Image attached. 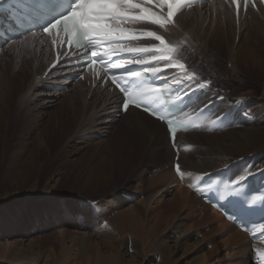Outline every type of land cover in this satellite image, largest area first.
I'll return each instance as SVG.
<instances>
[{"label": "bare ground", "instance_id": "bare-ground-1", "mask_svg": "<svg viewBox=\"0 0 264 264\" xmlns=\"http://www.w3.org/2000/svg\"><path fill=\"white\" fill-rule=\"evenodd\" d=\"M172 20V26L167 25L166 29L150 23L128 25L163 35L175 52L180 36L187 39L189 46L191 39L195 38L203 46L202 50L195 51L209 64L212 56L209 55V46L218 52L222 48L227 49L233 86L230 91L220 92L204 103L201 96L206 90L198 88L200 102L196 107L211 104L210 109L216 112L215 116L230 112L234 117L233 123L244 126L243 130H238V136L230 132L233 123L215 133H201L205 135L209 149L197 146V141L192 140L194 132L201 130L205 122L194 130L177 133L174 145L178 151L176 165H180L183 174L181 180L176 178V165H173L175 154L162 125L131 108L122 115L117 107L120 102L118 95L98 87L88 75L72 82L70 79L76 78L79 71L63 63L64 57L55 62L47 37L27 35L17 39L16 43L0 40V45H3L0 48V105L6 100L7 86L13 109L17 113L21 108L29 109L26 113L27 132L24 131L20 143L21 147L32 148L30 154L25 155L30 160L25 162L26 168L32 165L34 153L40 155L47 148V145L43 147V135L48 136L59 119L64 130L74 125L75 133L80 128L95 127L96 124L108 123V127H114L126 117H131L136 124L135 131L115 127L113 132H108L109 138L99 151L104 156L101 160L98 158L101 166L98 167V163L95 171L85 175L87 177L81 184L82 188L98 181L100 183L101 180L92 181L96 177L101 179L108 176L112 182L116 179L115 175L122 177L130 168L135 154L154 148L152 146L158 133L163 131L161 135L164 139L160 150L154 148L156 174L152 173V169L140 168L124 186L106 190L95 201L76 198L70 209L60 201L59 206L47 213L46 219L43 216L38 219L41 222L45 220L48 227L57 230L37 237L30 236V228H23V234V231L14 230L17 238L0 241V264L31 263L42 257H46L43 264H258L256 250H264V238L251 242L248 235L201 202L189 190V185L203 175L224 168L229 169L232 180L238 181L243 175L247 179L264 182L259 175L264 170V3L254 0L246 8L240 3L238 13L231 0H212L180 8ZM217 29L224 31L226 41L217 34L208 33ZM236 29L239 31L237 40L233 35ZM237 61L246 68L241 70ZM182 62L187 68L186 72H191ZM248 67L261 75L259 79L249 77ZM165 74L169 81H182L178 84L185 87L189 85L185 73L168 70ZM242 77L253 80L254 90H260L250 105L248 103L254 93L250 83L246 84ZM237 85L245 86L247 90L243 91V88L238 93ZM58 87H66V92L57 93ZM188 90H182V93ZM108 105H113L110 109L112 117L102 121L104 116L109 115H105ZM51 108L53 110L48 113ZM243 108L247 111V117L241 112ZM249 117H253L252 123ZM82 147L77 142L70 148L73 164L84 162L86 157L78 156L88 147ZM106 147L110 149L106 150ZM162 150L165 151L163 154ZM163 161L165 165H162ZM249 169L256 175L249 176ZM114 171L117 174L114 175ZM46 188L48 186L44 190ZM133 197L136 198L134 201ZM37 215L33 217L37 218ZM49 220L53 221L54 227L53 224L50 226ZM2 222L4 218L0 215V224ZM42 251V257H37ZM62 255L67 259L64 260Z\"/></svg>", "mask_w": 264, "mask_h": 264}, {"label": "rangeland", "instance_id": "rangeland-1", "mask_svg": "<svg viewBox=\"0 0 264 264\" xmlns=\"http://www.w3.org/2000/svg\"><path fill=\"white\" fill-rule=\"evenodd\" d=\"M192 11H194V9ZM229 15H231V13H229ZM217 31L211 30L208 33L211 35L212 33L217 34L220 38H222L223 41H226L224 38V31H222V29H217ZM233 35L237 40L239 35L238 29L233 31ZM180 37L181 39L176 49L175 57L184 61L187 64L188 69H191L192 74L195 75L196 79L191 86L197 84H207V87H205L206 91H204V94L201 96L203 103L210 100V98L216 96L220 92L223 93L230 91L231 86H233V81L230 77L231 72L228 69L229 61L227 57V49L222 48L218 52L211 49L209 46V55H212L209 64L195 51V49L202 50L203 46L201 41L192 38L189 46L187 39L183 36ZM42 45L44 47V43ZM237 64L241 70L246 68L241 65L239 61H237ZM247 69L249 71L250 78L255 76L257 79H259L261 76L258 75L256 71L250 69V67ZM255 72L256 75H254ZM233 75L234 74L231 76ZM242 80L246 84L250 83V86H252L251 90L254 93V97L250 98L248 103L250 105L253 103V99L260 90L259 88L254 90V81L250 80L248 77H242ZM74 81L77 80L74 79ZM191 86L188 85L184 88V90H188ZM237 86V89L239 90L238 93H240L243 88V91L247 90L245 86ZM98 87L103 88L101 85ZM5 89L8 96L6 95V100L4 99L5 104L3 102V105H0V111L3 110L0 112V215L4 218V222L0 224V241H3V239L17 238V235L13 234L14 230L16 229H18V232L23 231V234V228H30L32 229L30 234L32 237L54 233L57 229L48 227V225L45 224V220L41 222V220L38 219H40V216H43V219H46L47 213L57 205L59 206L61 202H65V205L70 209L73 205V201L77 200L76 198L83 199L84 201H95V199H99V196L105 193L106 190L110 191L111 188L114 189L124 186L125 183L129 181V179L133 178V174H135L140 168H147L149 171L152 169V173L156 174L154 169L157 167V164L155 161H153L154 157L156 156L154 153V148L160 150V144H164V139L162 137L163 131L156 135L154 141L155 143L152 146L154 147L153 149H143L141 150V153L138 152V155H134L132 161H130V168L127 169L122 177L116 176L115 174H117V172L114 171L116 179L113 182L108 180V176V178L106 176L104 178L103 176L101 179L98 177L93 178L94 180L92 179L94 182L95 180H101L100 183L98 181L93 183L92 186L84 185L83 188L81 186L84 178L87 177L85 175H87L88 172H93V170L95 171L97 169L98 163H100L98 167L101 166V161L99 162V159L101 160V157L104 156H101V152L99 153V151L103 149L102 145L105 144L109 138L108 132H113L115 127L128 128L132 131L137 129L136 124L131 117H126L125 120L117 123L114 127H108V123L96 124L95 127L91 125V127H85V129L83 128L82 130L80 128L76 133V127L74 125H71L70 128L64 130L61 119H59L55 123L53 131L48 136L43 135L42 140H45L43 147L47 145V148H45L43 153L40 155L34 153L32 156V165L30 168H26V163L30 161L26 158L30 154V151H32V148L29 146L21 147L22 144L20 143L22 141L23 135L25 132H27L26 122L28 117L26 113L29 112V109L24 107L21 108L20 112L17 113L11 104L10 91H8V87L5 86ZM58 92L62 93L63 91ZM76 104H78V102ZM111 107H113V105L107 106L105 115L106 113L109 115L104 116L102 121L109 120L112 117L110 116V112H112ZM251 109L252 106H250L249 110ZM51 110L53 109L51 108L48 113ZM241 112L244 113V117H247L245 116V114L247 115V111L244 108ZM227 114L230 115V112H227ZM213 115H216L215 111ZM249 118L250 123H252L253 117ZM88 124H90L89 121ZM206 125L207 124H205L201 130L194 132L195 134H193L194 136L192 137V140L197 141V146H202V148L209 149V145L204 140L205 135L201 134L203 132H207V128H205L207 127ZM243 128L244 126L242 123H233V126L230 128V132H233L238 136L237 132L243 130ZM77 142H80L81 145H83L82 148L88 147L85 150L83 149L84 151H82V154H79L78 156L79 158H83V156L86 157L83 159L84 162H81L82 164L80 165H76L75 163L73 164L71 161L73 157L69 155L70 148L77 144ZM109 149L110 148L106 147V150ZM163 150L161 154L165 152ZM197 152L199 153L198 150ZM163 164L165 165V161H163L162 165ZM54 181L58 183H55ZM46 186H48V188L44 190ZM44 192L47 193L45 194ZM48 192L50 193L48 194ZM135 199L136 198L133 197V201ZM92 206H90V208H92ZM6 211H9L10 214H8ZM34 214H38V217H33ZM16 221V227H12L13 223ZM86 222L88 223V221ZM49 223L50 226L53 224L54 227L55 224L53 221L49 220ZM45 245L46 244L44 243L43 247H45ZM43 252L44 251H42L37 257H42ZM45 258L46 257H42L41 259L38 258L33 260L31 263L43 264ZM62 258L64 260L67 259L64 255H62ZM31 263L27 262L24 264Z\"/></svg>", "mask_w": 264, "mask_h": 264}, {"label": "snow or ice", "instance_id": "snow-or-ice-1", "mask_svg": "<svg viewBox=\"0 0 264 264\" xmlns=\"http://www.w3.org/2000/svg\"><path fill=\"white\" fill-rule=\"evenodd\" d=\"M22 0H0V9L5 4H9L11 8L14 4L21 3ZM30 12L26 20L21 21L27 26L26 30L32 32L33 29H42L51 38L53 45L60 42V47L66 43L73 49L87 50L88 48H99L102 44H107L108 47L104 50L105 55L116 54L120 52L126 53H160L159 56L153 55L152 61H156L157 65L164 62V68L173 67L184 69L185 64L178 60L173 61L171 54L174 51L168 43L165 42L163 35L157 34L155 31H143L140 33L141 37H150L155 41H159L158 45L152 47H128L125 41H135L139 39L134 34V30L125 27L128 23L140 24L141 22H148L153 25H158L160 29H166L167 25L172 24L174 14L184 5V0H27ZM155 3L159 8V12L151 11L145 7V3ZM252 0H243L245 8ZM233 5L237 6L239 13V0H231ZM264 3V0H260ZM255 7V4H253ZM167 8V12L164 9ZM35 35V32H33ZM4 43H16L15 40H5ZM3 45H0L2 48ZM69 55V53H64ZM75 55V53H71ZM93 56L96 53L93 52ZM92 65L96 64V60H92ZM142 65L146 73H150L153 77L158 76L162 72L160 66H153L149 61L132 58L128 60L118 59L116 63L110 64L111 68H123L128 76L139 77V72L133 71L129 68H124V65ZM125 79L124 76H113L112 83L120 89L123 96L120 97L123 101V108L127 110L130 105H135L137 108H142L149 116H155L159 109L151 108L150 105L142 99L141 93H133L124 86L121 81ZM195 77L188 76V83L191 86ZM182 83V81H177ZM199 89H204L207 84L196 85ZM119 103L117 107L119 108ZM175 108V104L168 107L171 112ZM158 119L166 121L168 131L175 136L174 121L167 116H159ZM218 122L222 123V119L218 118ZM176 171L181 173L180 165H176ZM249 176L256 174L248 170ZM259 175L264 178V170H261ZM201 183H204L201 181ZM223 188L219 184L213 189L211 182L206 188H197L196 190L203 193L206 190H213L215 192L216 204L222 208L221 201H228V203L236 209L233 213H227L228 219L233 223H239L242 228L247 229L250 223L255 224L257 221L249 220V217L256 213H260V220H264V194L258 198H253L247 188V177L241 176L240 179L222 182ZM264 229V224L260 225ZM256 238L255 236L253 237ZM258 264H264V250H256Z\"/></svg>", "mask_w": 264, "mask_h": 264}]
</instances>
